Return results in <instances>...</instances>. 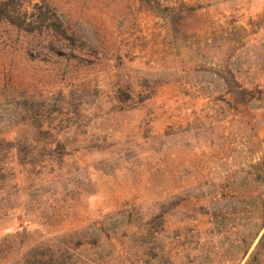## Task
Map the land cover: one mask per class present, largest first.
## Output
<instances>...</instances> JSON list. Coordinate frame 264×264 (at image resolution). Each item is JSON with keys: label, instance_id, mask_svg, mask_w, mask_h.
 <instances>
[{"label": "rangeland", "instance_id": "rangeland-1", "mask_svg": "<svg viewBox=\"0 0 264 264\" xmlns=\"http://www.w3.org/2000/svg\"><path fill=\"white\" fill-rule=\"evenodd\" d=\"M0 264H264V0H0Z\"/></svg>", "mask_w": 264, "mask_h": 264}, {"label": "trees", "instance_id": "trees-1", "mask_svg": "<svg viewBox=\"0 0 264 264\" xmlns=\"http://www.w3.org/2000/svg\"><path fill=\"white\" fill-rule=\"evenodd\" d=\"M232 78H224L225 84H227V86L229 87L231 83L234 82L233 80V76H231Z\"/></svg>", "mask_w": 264, "mask_h": 264}]
</instances>
